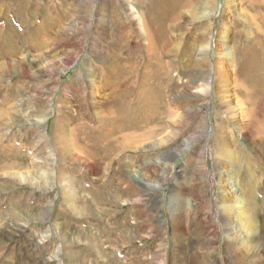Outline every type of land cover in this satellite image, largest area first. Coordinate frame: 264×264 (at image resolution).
I'll use <instances>...</instances> for the list:
<instances>
[{
	"label": "rangeland",
	"instance_id": "1",
	"mask_svg": "<svg viewBox=\"0 0 264 264\" xmlns=\"http://www.w3.org/2000/svg\"><path fill=\"white\" fill-rule=\"evenodd\" d=\"M252 1L257 0L192 1L194 8L207 2L203 8L210 18L205 20L203 16L198 20V15H189L188 19L179 20L177 28L167 31L171 39L178 36L176 52L168 49L169 53L163 54L164 61L173 66L169 70L174 81L173 85L164 83L160 92L167 101L174 103L170 110L179 113L180 127L167 125L156 137L158 140L146 141L133 153L122 154L96 149L90 139L100 131L98 116L111 106L109 102L103 103L100 97L103 92H110L113 81L109 63L130 70L128 64L135 60L132 74L138 75L153 55L152 51L144 50L145 40H138L136 25L127 19V9L136 10L133 0H32L36 7L30 15L15 11L12 2L0 4L2 42L11 38V46L22 48L24 55L30 54L29 58L34 60V77L16 68L12 56L1 61L6 63L5 72L0 76L2 88L12 87L8 94L0 93V97H12L18 107L12 113L16 121L0 124V133H9L0 140V160L17 161L19 170L1 168L0 171V264H235L225 249L227 240H235L236 234H229L228 226L223 223L230 208L223 209L225 213L219 199L221 163L217 165L213 154L214 126L227 123L231 128L227 133L230 149L233 148L235 155L252 161L250 157L261 142L249 139L250 135H246L244 129L233 127V122L226 119L230 112L224 114L228 104L236 107L243 96L235 78L238 53L243 54L252 47L260 49L248 44L256 40L257 31L264 37V26L258 21L264 15V0H260V7L257 4L252 7ZM119 21L128 30H123L126 36L124 41L121 39L125 48L113 51L109 42L112 35L118 36L122 32ZM42 27L48 28L47 31ZM2 36H6L5 39ZM201 36L208 43L206 53L188 55L189 44L199 41ZM32 41L39 45L35 46ZM91 41L93 48L96 47L94 50ZM104 47L111 54L107 59L102 56ZM97 52L100 55L94 54ZM64 59L72 61L65 65ZM220 62L228 72L218 70L217 63ZM87 64L93 69L95 82L102 88L99 101H93L88 90H83L90 81L85 70ZM80 88H83L82 92L86 91L82 100L76 98ZM38 107L42 110L35 113ZM231 110L236 113L233 108ZM61 126L81 132L78 134L84 140L71 143L73 134L66 132L70 148L62 151L59 146H54L52 134ZM173 130L178 133L175 139L160 143ZM40 131L44 136L39 141ZM253 165L250 163L249 166L254 179L257 178L256 188L253 187L254 199L261 204L258 206V223H262L264 166ZM238 166L226 165L231 177L238 178ZM248 172L249 169L244 170L241 177L247 180ZM31 173L40 179L20 181L25 174L30 176ZM245 183L237 182L240 195H245ZM248 201L245 200V204ZM252 203L251 200L247 207ZM241 211L236 208L233 212L238 215ZM248 212L246 209L245 214ZM209 239L214 244L200 250ZM240 264H264V254L253 253Z\"/></svg>",
	"mask_w": 264,
	"mask_h": 264
},
{
	"label": "bare ground",
	"instance_id": "2",
	"mask_svg": "<svg viewBox=\"0 0 264 264\" xmlns=\"http://www.w3.org/2000/svg\"><path fill=\"white\" fill-rule=\"evenodd\" d=\"M7 1L13 3V5L12 4H10V5H12L14 7L15 11L18 10L21 12V14H24V15L29 14L32 11H34L35 7H36V5H33L34 2L32 3V0H0V4L5 5ZM127 1H129V0H127ZM192 1L193 0H133V4L136 5L135 9L137 11L133 10L131 7H129L130 9H127V12H126L127 19L136 25V29H137L136 35H138L140 37V38H138V40L139 39L145 40L146 46L145 45L143 46V47H145L144 50L147 49L149 51H152L153 55H152V58H150L151 60L148 58L149 59L148 63L146 62L147 64H146L145 68L140 73H138L136 70V73H138V75L132 74V73H134L132 68L135 66V60H133L134 62H130L128 64V66L130 67V70H126L125 69L126 67H124V66L122 67L121 65H117V64L111 63V62L109 63V66L112 68V73H109V74H112L113 81H111L110 92L108 94L103 92L102 96H100V97H101V99L104 100L103 103L109 102L111 104V106L106 111H103L101 113L99 111L100 115L98 117L100 118L101 121H99L100 123H98V124L100 127V131L97 128L99 132L96 133L94 136L92 135V137L90 139V141H92V143L96 149H102L103 151H105L107 153L113 152V153L122 154V153L127 152V151L128 152L132 151V153H133V151H135L138 148L139 144L144 143L146 141H151L152 139H154V140L157 139L156 137H158L160 134H162V132L165 131V128L167 125H175L177 127H180V126H178L181 123L179 113L177 114L176 111L170 110V108L172 107V105L174 103L167 101L165 99L164 93L161 94V92H160V88H161V86H163L164 83L166 85H168V83L172 84L174 81L173 77L171 76L170 70H169L172 65H170L169 62L164 61L163 54L165 53V55H166V53L169 50L176 52L178 36H173L171 39L170 35H168V34L171 30L170 28H172L174 30L175 28H177L179 26L178 25L179 23L177 24V22L179 20H186V19H188L189 15L192 17H196L198 15L199 16L198 20L200 18H202L203 16L205 17V20H208L210 18V17L208 18V16L206 15V11L204 10L206 8H203L204 5L207 6V2L202 3L203 5L201 7L194 8ZM260 2H261L260 0L259 1L258 0L252 1L250 5L252 7L253 6L256 7V4H257V7L258 6L260 7L261 6ZM36 3L37 2H35V4ZM200 9H203V11H200ZM192 10H194V11H192ZM104 11H106V9H104ZM197 11L200 13L197 14ZM12 12H14V11H12ZM12 12H10V14ZM185 15H188V16L185 17ZM17 16L19 17V15H17ZM18 17L16 19H18ZM49 18H51V17H49ZM116 19L117 18H115V20ZM258 19H259L258 21H259L260 25L264 26V15L260 16ZM26 20H27V18H26ZM112 20L114 21V19H112ZM112 20H110V21H112ZM46 21L50 22L49 19H47ZM164 21L166 23H163ZM124 22H126V21H124ZM118 23H120V21ZM21 24H23V23H21ZM25 24H23V25L25 26ZM4 25H5V23H4ZM40 25H42V24L40 23ZM51 25H53V23ZM100 25H101V29H103V27H104L103 22H101ZM13 26H14V24H13ZM27 26H28V24H27ZM44 26H46V25H44ZM109 26L111 27L110 23H109ZM119 26L120 27L122 26L121 27L122 32H119L120 34L118 33L119 34L118 36L117 35H112V36L110 35L112 41L110 39L109 45H111V46L105 44L106 46L112 47L113 51L115 48H116V50H120V51H121V49L125 48L124 45L121 43V39L124 41L125 36H126L124 34H126V33H123L124 32L123 30H127V29L124 28V24L122 22L120 23ZM53 27H55V25ZM120 27H118V28H120ZM128 27H130V26H128ZM42 28H44V27H42ZM44 29H46V28H44ZM47 29H46V31H47ZM49 29H51V28L49 27ZM136 29L134 28V31H136ZM27 30H26V32H27ZM58 30H60V29H58ZM168 30H169V32H167ZM107 31L108 30H106V32ZM74 32H76V29L74 30ZM1 33L2 32L0 31V76L2 75V73L5 72L4 69H6V67L4 68V65L6 63L1 62V61L3 59H5V57H7V56H9V57L12 56L14 58L13 63L16 66V68H18L21 72H23L24 74H27L28 76L34 77V75H33V73H34L33 61L34 60H31L29 58L30 54L24 55L22 48H18V47L16 48L14 46V44H13V46H11L10 44H12V42H13V41L12 42L10 41L11 43L9 42V40L11 38L9 40H6V42H2L3 39H1ZM256 33H257L255 35L256 40H253L250 43L248 42V44H251V45L254 44L255 46H258L260 49H257L256 47H252L249 51L245 50V53H243V54L239 52L238 53L239 57H238V59L236 58L238 60V63H236V64H239V65L237 68L238 70L235 71V78L238 80L239 88H241V90L243 92L242 94L240 93L241 96L243 95L241 97L242 99L240 98L241 99L240 104H236V107H230V104H228L227 111H225L226 113L224 112V114H226V115H228L227 112H230V114H229L230 117H227L226 115L225 116L229 122L230 121H231V123L233 122V127H235L237 130L238 129L239 130L244 129L245 134L248 136L250 135V138L247 136L249 139L252 138L253 140H257V141L261 142L260 145L258 143L259 146H256V150L253 152V157H250V158H252L251 159L252 161H250L249 159H248V161H246V157L244 159V157H241L240 155H235L234 150L232 151L233 148L230 149V145H229V142L227 139V133L230 132L229 129H231V128H229V125H227V123H225V124L217 123L216 128L214 126V133L216 135L215 136L216 139L214 138L215 140L213 143L214 144L213 145V154L215 155V159H217V165H219L221 163V166H219V170H218V185L220 188V198L219 199H220L222 206H223V208L221 207L222 210L226 209V207L230 208V211L227 213V215L223 219V223L226 226H228V231H229L228 233L229 234H233L234 232H235L234 234H236L235 240H229L228 238H227L228 240L226 239L227 241H229V243L227 245V248H225V249L227 250L228 253L231 254V256L233 258V262L235 264L242 263L247 256L252 255L253 253L254 254H256V253L264 254V222L258 223L259 222L258 206H259L260 202H257L256 199H254V189L256 188V185H257V182H256L257 178H255L256 180L254 179L253 174L250 172V166H249L250 163L254 164L253 167L256 166L257 168H259L258 167L259 164H261V166H264V159H263L264 158V41H262V38H264V37L262 36V34L260 32L257 31ZM113 34H116V33H113ZM127 34H129V33H127ZM132 34H133V32H132ZM129 35H131V34H129ZM222 35H224V33ZM131 36H133V35H131ZM164 36H165V39H164ZM2 37H4V36H2ZM5 37H4V39H5ZM23 37H25V36H23ZM174 37H176V46H174L175 42L173 44V40L175 39ZM19 38H21V37H19ZM179 38H180V35H179ZM48 39H47V41H49ZM104 39H105V37H104ZM16 40H18V39H16ZM197 40L192 41L189 44V46L187 47V54L188 55L191 56L197 52V53H199V56L200 55L202 56L204 53H206V50L208 48V43L204 40V36H201L199 41H197ZM203 41H205V44L199 45V42H203ZM136 42H137V40L134 43H136ZM32 43H33V41H32ZM106 43H108V42H106ZM33 44L35 45V43H33ZM43 44L41 45L42 47L45 45V44L44 45ZM34 45H33V47H35L36 45H39V44H36L35 46ZM105 45H103V46H105ZM91 47L92 48L94 47L93 41H91ZM135 47H137V46H135ZM23 48H25V47H23ZM95 48H93V50ZM106 48L102 52V56L105 59H107L108 57L111 56V54L108 53L110 51L106 50ZM32 50H34V49H32ZM94 54H99V53L97 52ZM113 54H115V53H113ZM145 54H149V53H145ZM120 56H122V55H120V52H119V57ZM90 57H93V56H90ZM113 58H116V57H113ZM88 60H89V58H88ZM117 60H119V59H117ZM131 60H132V58H131ZM136 60H137V57H136ZM258 60H259V62H256ZM70 61H72V60L64 59V60H62V63H64L65 65H69ZM97 63L99 64V62H97ZM137 63H139V62H137ZM88 64L86 65L87 68L85 67L86 68L85 70H86L87 75H89V77H90V79H89L90 81H88L86 83V88H84V89L80 88V90H79L80 93H78L77 96L76 95L75 96L77 99L82 100L83 99L82 94L84 92H86V91L82 92V89L83 90L87 89L91 99H93V101H97L98 100L97 98L99 97V95L102 92V90H101L102 88L100 86H98L99 84H97L95 82L94 77L92 76L93 75V73H92L93 69H91L90 65H88ZM103 64H102V66H103ZM202 64L204 65L205 63H202ZM203 65H201V67ZM217 65H218L219 71L224 70V73L228 72L226 67L224 68L223 63L220 62L219 64L217 63ZM106 66H108V64ZM137 66H138V64H137ZM98 67H99V65H98ZM79 70H80V68H79ZM82 71H84V68L82 69ZM173 71L174 70H172V72ZM105 77L107 78V76H105ZM101 80H102V77H101ZM207 80H209V79H204V81H207ZM104 81H106V80H104ZM0 82H2V81H0ZM10 88H7V87L2 88V84L0 83V93L8 94V91H11ZM20 89H21V87L19 88V90ZM24 90H25V88H24ZM162 91H164V90L162 89ZM238 91H239V89H238ZM204 94H205V91H203V95ZM18 95H19V93H18ZM100 97H99V99H100ZM95 99H97V100H95ZM12 100H13L12 97L9 98V97H7V95H5L4 97H0V124L6 123V122L11 123L10 121L15 120L14 119L15 117L13 116L12 113L14 110L17 109L18 106H16L15 103L12 102ZM38 102L39 101H37V103ZM40 102H41V100H40ZM76 102H77V100H76ZM78 102H79V100H78ZM82 103H83V101H82ZM99 103H97V105H99ZM162 104H164V106H162ZM76 106H78V105H76ZM20 107L23 108L22 106H20ZM44 108H46V107H44ZM232 108L234 110H236V113L232 112V110H231ZM40 110H42V109L40 107H38V109L35 111V113H39ZM73 111L75 113V110H73ZM81 111H83V110H81ZM14 112H16V111H14ZM21 114H23V113H21ZM24 114H26V113H24ZM77 116H76V118H77ZM79 117L81 118V115H79ZM80 118H78V119L80 120ZM216 118H218V115H216ZM84 121H86V120H84ZM36 122L38 124L40 121L37 120ZM90 123L91 122H89V125H90ZM7 125H8V123H7ZM81 125H83V124H81ZM85 126H86V124H85ZM169 127L170 126H168L167 128L169 129ZM90 128H92V127H90ZM66 132L67 133L72 132V134H73V136L71 137V143L77 142L80 140H84L83 138H81V135H79V134H81V132H78L79 133L78 134L75 132V130H73V128L70 130H69V128H65L64 126H61V129L55 128L52 131V134L54 136L53 137L54 143H56L54 146H56V145L59 146V148H61L62 151H69L68 148H70L68 146L70 139L67 138L68 136L66 135ZM7 133H8L7 131H6V133H3V132L0 133V140L1 141L4 138H6ZM177 134H178L177 131L173 130V132H170L169 134H167V138H164L163 140H160L161 142L160 141L159 142L163 144V142H165L167 139H173L175 136H177ZM240 135L242 137L241 133H240ZM240 135L238 134L239 137H240ZM42 136H44V134L42 133V131H40V133L38 134V138H39L38 140L39 141L42 139ZM78 136H80V139L77 138ZM82 136H83V134H82ZM234 136H236V135H234ZM84 138H85V133H84ZM186 145H188L187 142H186ZM78 150H80V149H78ZM177 150H178V148H177ZM3 151H4V149H3ZM171 152H173V150H171ZM258 152H259V154H258ZM2 156H4V155H2ZM10 160L7 158H4L3 161L0 160V171H1V168H2V170H6V169L17 170V171L19 170L18 169L19 164L17 165V161L13 162V160L12 161H10ZM1 163H2V165H1ZM223 163H225V165ZM229 164H233V165L238 164L239 165L237 168L238 169V175H239L238 178L231 177L230 170L226 167V165H229ZM248 169H249V172H248L249 181H248V179L245 180L243 177H241V175H242L241 173H243L244 170H248ZM31 174L32 175H30V176H29V174L28 175L25 174L24 178L19 177L20 181H25V180H32L33 181V180H36V178H38V175L36 176V175H33V173H31ZM18 176H19V173H18ZM38 179H40V178H38ZM247 181H248V183H245ZM237 182H239L240 184L245 183V185H246L245 186V188H246L245 195H240V193H239L240 188H239V186H237ZM253 187H254V189H253ZM245 200H247V201L249 200L247 202L248 205L251 203V200L253 201V203L251 204V207L250 206H249V208L247 207L248 205L245 204ZM262 204H263V208H264V202ZM236 208H239L240 210H242L241 213L238 212V215L235 214L236 212H233L236 210ZM246 209H249L248 214H245ZM223 211L225 212V210H223ZM244 227H246V231L244 230ZM237 240H239V242L241 240V243H236ZM212 244H214V241L212 239H209L206 241V243L204 245H202V248H200V250L203 249L204 247L210 248V246Z\"/></svg>",
	"mask_w": 264,
	"mask_h": 264
}]
</instances>
